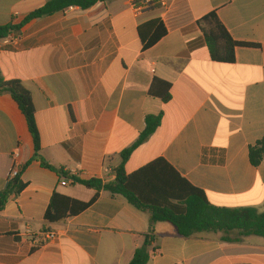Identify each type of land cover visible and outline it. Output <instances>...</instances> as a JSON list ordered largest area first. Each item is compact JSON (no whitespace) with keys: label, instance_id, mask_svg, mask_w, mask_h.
<instances>
[{"label":"crops","instance_id":"1","mask_svg":"<svg viewBox=\"0 0 264 264\" xmlns=\"http://www.w3.org/2000/svg\"><path fill=\"white\" fill-rule=\"evenodd\" d=\"M52 0H0V27L19 24ZM135 0L69 8L27 24L0 52L6 80L30 92L42 158L82 179L116 178L122 153L163 113L157 132L126 163L133 174L163 158L209 202L264 212V164L249 148L264 138V0H171L136 13ZM215 13L238 47L234 64L212 60L205 41ZM161 20L167 35L145 50L140 26ZM154 79L172 86L165 103L149 95ZM19 150L25 188L0 211V264H130L150 234L148 213L100 191L86 210L45 221L54 194L88 203L96 190L34 161L28 124L10 95H0V193ZM57 231L54 242L40 240ZM148 264H264V238L234 231L182 237L154 226ZM227 237L229 241L223 238Z\"/></svg>","mask_w":264,"mask_h":264},{"label":"trees","instance_id":"2","mask_svg":"<svg viewBox=\"0 0 264 264\" xmlns=\"http://www.w3.org/2000/svg\"><path fill=\"white\" fill-rule=\"evenodd\" d=\"M107 0H52L42 8L29 14L21 23L0 27V41L10 36L19 35L30 22L53 16L72 7L88 10L98 3ZM210 21L211 27L205 30V41L212 60L234 64L235 50L238 47L259 48V45L235 41L215 13L204 18ZM140 40L145 50L155 46L167 35L161 20L146 23L138 29ZM172 86L161 79H154L149 95L167 103L172 99ZM0 95H10L24 115L32 139L34 141V161H39L43 168L56 172L75 184L97 191L96 196L88 203L69 197L54 194L45 215V221L55 223L64 218L74 216L86 210L98 197L100 191L113 196H121L138 210L148 213L150 217V234L145 244L139 248L130 264H148L149 248L155 239L154 226L159 222H167L176 227L178 233L190 238L203 233L238 232L241 237L259 236L264 238V212L256 208H221L213 206L204 191L194 187L182 178L178 172L163 158L157 159L133 174H127L126 163L140 146L145 144L160 128L163 113L146 117L145 131L136 143L125 150L122 162L115 170L113 181L103 182L100 179H82L71 175L64 168H57L41 156L40 134L36 125V109L30 92L18 80H6L0 69ZM250 162L254 167L264 164V138L249 148ZM20 178L9 182L7 188L0 193V211L3 210L12 196H18L25 188ZM229 241L227 237L223 238Z\"/></svg>","mask_w":264,"mask_h":264},{"label":"built area","instance_id":"3","mask_svg":"<svg viewBox=\"0 0 264 264\" xmlns=\"http://www.w3.org/2000/svg\"><path fill=\"white\" fill-rule=\"evenodd\" d=\"M171 7V0H135L133 5V9L136 13H140L146 9L150 10H161L162 17L164 18V13H166ZM73 8V7H72ZM16 36V35H14ZM10 36L4 40L0 41V52L4 50V48L8 45L14 44L16 42V37ZM20 157L19 150H16L13 153V168L9 174V182L18 178L20 176V164L18 163ZM40 240H45L47 242H54L59 239V233L57 231H44L39 236Z\"/></svg>","mask_w":264,"mask_h":264}]
</instances>
